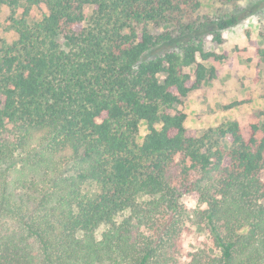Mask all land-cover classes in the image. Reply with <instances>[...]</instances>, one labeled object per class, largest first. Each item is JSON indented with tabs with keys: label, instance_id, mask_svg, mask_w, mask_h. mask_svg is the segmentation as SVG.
Here are the masks:
<instances>
[{
	"label": "trees",
	"instance_id": "1",
	"mask_svg": "<svg viewBox=\"0 0 264 264\" xmlns=\"http://www.w3.org/2000/svg\"><path fill=\"white\" fill-rule=\"evenodd\" d=\"M1 8L15 38L0 48V264H264V124L196 137L178 110L220 78L208 40L264 0L216 16L200 0ZM194 226L206 240L180 263Z\"/></svg>",
	"mask_w": 264,
	"mask_h": 264
},
{
	"label": "rangeland",
	"instance_id": "2",
	"mask_svg": "<svg viewBox=\"0 0 264 264\" xmlns=\"http://www.w3.org/2000/svg\"><path fill=\"white\" fill-rule=\"evenodd\" d=\"M201 14L222 15L242 14L248 8L262 0H200ZM45 8L33 10V16L41 19ZM92 10H87L91 15ZM7 8L0 9V48L2 43L15 38L9 30ZM224 43L215 46L207 42L209 50L226 54L227 58L216 63L220 70L218 80L205 83L201 89L192 92L178 106V110L187 115L185 128L191 136L201 137L210 129H216L229 122H238L245 136L249 135L252 124H264V9L241 22L240 25L223 33ZM211 65V64H210ZM193 74V68L187 69ZM237 103V105H235ZM148 133L146 123H141L137 140L139 143ZM225 150H229L230 140L222 141ZM264 181V169L261 172ZM188 209L200 208L198 200L186 196L183 199ZM206 240L205 233L194 226L184 234L180 242V253L176 256L180 263Z\"/></svg>",
	"mask_w": 264,
	"mask_h": 264
}]
</instances>
